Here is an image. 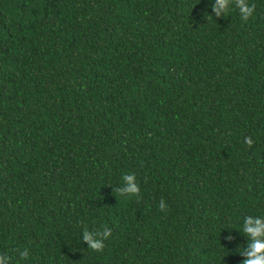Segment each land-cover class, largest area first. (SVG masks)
<instances>
[{
	"label": "trees",
	"instance_id": "obj_1",
	"mask_svg": "<svg viewBox=\"0 0 264 264\" xmlns=\"http://www.w3.org/2000/svg\"><path fill=\"white\" fill-rule=\"evenodd\" d=\"M213 2L0 0L10 264H241L264 216V0L247 21ZM85 227L111 229L102 251Z\"/></svg>",
	"mask_w": 264,
	"mask_h": 264
},
{
	"label": "clouds",
	"instance_id": "obj_2",
	"mask_svg": "<svg viewBox=\"0 0 264 264\" xmlns=\"http://www.w3.org/2000/svg\"><path fill=\"white\" fill-rule=\"evenodd\" d=\"M235 7L239 11L240 18L247 21L255 10V4H250L249 0H214L211 5L212 13L219 18L225 16L230 8ZM246 143L251 144L250 139H246ZM124 185L116 189L121 195H139L140 188L135 181L134 174H125L123 176ZM161 211L167 210V205L163 199L159 203ZM243 234L247 237V245L243 247L240 254L244 257L241 264H264V216H245L243 219ZM111 236L110 228L103 230L90 231L87 227L83 229L82 240L87 243V248L100 252L104 249V241ZM231 241V235L226 237ZM21 258L28 257V250L20 252ZM0 264H10V257L6 254H0Z\"/></svg>",
	"mask_w": 264,
	"mask_h": 264
}]
</instances>
